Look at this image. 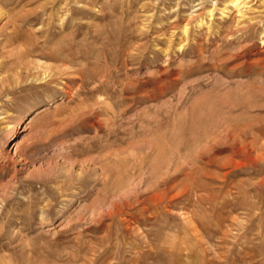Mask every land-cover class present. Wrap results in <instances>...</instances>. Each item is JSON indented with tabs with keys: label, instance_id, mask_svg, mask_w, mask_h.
Masks as SVG:
<instances>
[{
	"label": "rangeland",
	"instance_id": "374dc122",
	"mask_svg": "<svg viewBox=\"0 0 264 264\" xmlns=\"http://www.w3.org/2000/svg\"><path fill=\"white\" fill-rule=\"evenodd\" d=\"M223 1L0 0L1 79L32 37L71 44L79 71L0 89V264H264V160L227 162L212 137L221 116L264 118V75L232 73L264 70V42L248 21L236 39ZM250 81L251 110L228 112Z\"/></svg>",
	"mask_w": 264,
	"mask_h": 264
},
{
	"label": "bare ground",
	"instance_id": "6f19581e",
	"mask_svg": "<svg viewBox=\"0 0 264 264\" xmlns=\"http://www.w3.org/2000/svg\"><path fill=\"white\" fill-rule=\"evenodd\" d=\"M250 1L251 0H225V1H223L221 3L222 6H219L218 7V13L220 14V18L222 20H224L225 17L230 14L231 10L232 9H235V12L237 13L239 20L237 21V23H236V25H235V27L233 28L232 31H233V33L241 32L240 35H238V36L235 37L236 39L239 38V37L247 36V34H248L247 32L248 31H245V30H246V28L248 26H252V24H260L259 38L261 39L260 40V43L261 42L263 43L264 42V15L263 16H260L257 21L254 20V18H252V17L250 18L247 15V9L249 8V5L248 4H249ZM263 3H262V5H263ZM215 7H212L210 9H206L204 11V14H201L198 17L197 24L196 25L197 26L206 25L209 28L210 25H211V23H212V20L211 19H212V16L214 15V12L213 11H215V9H216ZM244 22H247L248 23V25L246 26V28H245V26H242V25L245 24ZM256 27H257V25H256ZM181 28H182V30H181L182 31V34L186 35L187 34V31H188L187 24L182 25ZM254 29H256V28H254ZM17 30L18 29L15 28V30H14L15 35H13V36L10 35L11 38H10V40L8 42L9 43L8 45H12L15 41H20L23 38V35L22 34H19L20 31L18 33ZM254 33L256 34V32H254ZM27 36H31L32 37V35H30L29 33H27ZM46 36H47V34L45 35V37ZM230 36L233 37L232 34H230ZM43 39H45V38H43ZM255 39H253V40H255ZM248 41L249 40H247V42ZM243 42H246V41H243ZM234 44H238V43H234ZM63 45H64V43H63ZM252 48H254V47H252ZM218 51H219V49H218ZM245 52H247V51H245ZM219 54H220V52H219ZM236 54H237V52H236ZM260 54H264V53H260ZM9 55L13 56L14 59H11V63H12L11 65H14L15 67L11 70L12 72L10 73V75H8L7 77L5 76L2 79L0 78V83H1L0 89L9 86L10 84H12V82L13 83H18V82H21V81H26V82H29V83L34 82V83L39 84V85L46 84V86H47L48 83H50V82L51 83L52 82L59 83V81L62 80V77L65 78V79H68L69 80V83H71V82L75 83L73 80H74L75 76H77L79 74V71H77V69H75V67H74V64L76 63L75 59L77 57V52L72 47L71 44H67V45H64V46H55V47L50 46V47H48L45 43H43V42L42 43H39V42H37V39H35V38L32 37V40L29 41L24 47L19 48L15 52H14V50H10L8 56ZM221 57L222 56H220V59H221ZM223 58H225V55H224V57H222V59ZM236 59L238 60V58H236ZM259 62L262 63L261 61H258V60L257 61H254L253 63L252 62H246V61H244V62L240 63L236 67L235 70H232V73L233 74H237L238 76L239 75H241V76L243 75V77H246V76L247 77H250V76H252L253 73L254 74L256 73V75L257 74L264 75V70L262 68V64L260 65ZM227 72L228 71H226V74H227ZM228 73L230 74V72H228ZM232 76H230V77H232ZM256 78H257V76H256ZM263 78L264 77H262V79ZM253 79H254V77H253ZM62 82L64 84H66L65 81H62ZM257 83H259V82H257ZM29 85H32V84H29ZM236 85H237V83H236ZM241 85H243V87L240 86V85H238V87L240 86V87H242V88L245 89V91H246V94L245 95L246 96L244 95V97H243L242 100H238V101L233 102V103L230 101L231 103L228 104V106H227V111L228 112L235 111L236 109H240L241 111H243V114H244V112L245 113H248V111L251 110V107L255 103V102H253L252 97L254 96V91L253 90L256 87L254 86V89H253V87H252L253 85H252V82L251 81H250V83L245 82V84L242 83ZM259 85H261V83H259ZM30 87H32V86H30ZM259 92H260V90H259ZM261 92H262V90H261ZM259 94H261V93H259ZM262 94H263V92H262ZM235 97H238V96H235ZM239 97H238V99H239ZM255 97H257V96H255ZM258 98H259V96H258ZM257 100H259V99H257ZM224 101H225V99H224ZM254 101H255V98H254ZM226 102L227 101H225V103ZM222 103H221V105H222ZM254 108H257V107H254ZM225 109L223 108L222 110H225ZM222 114H224V113H222ZM218 115H220V113ZM231 115H234V114H231ZM216 116H217V114H216ZM249 116H247L245 118L242 117L243 119L237 118L238 120L237 119H232L233 116H232V118H230L231 116L228 117L230 119L225 118L224 116H221L219 118V120H217L215 118L217 120L216 121V124H215V126H216L215 127V131L216 132L214 131L215 133H212L213 134L212 137H214V136L219 135L220 133H222V136L224 135L225 137H227L230 140V150L228 149V151L230 152V154L228 155L227 162H234V161H236L235 160V157L236 156H237V158H239L238 156H242L241 158L244 157L245 159L249 160L252 163H257L260 160H264V118H261L260 117L261 115H260V116H258V117H260V119H258V121H256V122H254L252 120L253 118L252 117H249ZM263 116L264 115H262V117ZM254 119H255V117H254ZM219 128H221V129H219ZM211 132H212V130H211ZM217 139H219V138H217ZM220 139H221V137H220ZM206 141H207V139H206ZM210 142H211V140H210ZM210 144H212V143H210ZM253 152L255 153L254 155H252ZM206 154H207V152H206ZM239 160H240V158H239ZM252 163H251V165H253ZM100 177H101V175H100ZM99 180H101V179H99ZM102 189H104V188L102 187ZM57 192H61V191L59 190Z\"/></svg>",
	"mask_w": 264,
	"mask_h": 264
}]
</instances>
